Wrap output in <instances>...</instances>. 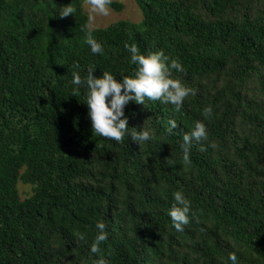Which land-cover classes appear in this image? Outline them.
<instances>
[{"label":"trees","instance_id":"16d2710c","mask_svg":"<svg viewBox=\"0 0 264 264\" xmlns=\"http://www.w3.org/2000/svg\"><path fill=\"white\" fill-rule=\"evenodd\" d=\"M84 1L0 0V264H264V0Z\"/></svg>","mask_w":264,"mask_h":264},{"label":"rangeland","instance_id":"374dc122","mask_svg":"<svg viewBox=\"0 0 264 264\" xmlns=\"http://www.w3.org/2000/svg\"><path fill=\"white\" fill-rule=\"evenodd\" d=\"M101 1L105 0H85L82 4V9L88 19L87 26L89 29L104 28L120 20L138 23L142 18L135 0H106L120 5L119 9L102 5ZM18 189L22 197L31 194V189L27 185L19 183Z\"/></svg>","mask_w":264,"mask_h":264}]
</instances>
